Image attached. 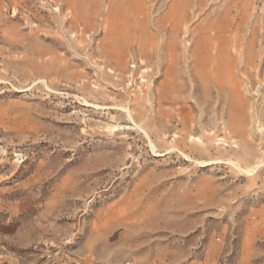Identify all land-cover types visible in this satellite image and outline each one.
I'll return each instance as SVG.
<instances>
[{"label":"rangeland","instance_id":"rangeland-1","mask_svg":"<svg viewBox=\"0 0 264 264\" xmlns=\"http://www.w3.org/2000/svg\"><path fill=\"white\" fill-rule=\"evenodd\" d=\"M0 264H264V0H0Z\"/></svg>","mask_w":264,"mask_h":264},{"label":"bare ground","instance_id":"bare-ground-1","mask_svg":"<svg viewBox=\"0 0 264 264\" xmlns=\"http://www.w3.org/2000/svg\"><path fill=\"white\" fill-rule=\"evenodd\" d=\"M126 109V108H125ZM127 110V112L129 113V110L128 109H126ZM130 114V113H129ZM251 169V168H250ZM251 171H252V169H251ZM249 172V171H248Z\"/></svg>","mask_w":264,"mask_h":264}]
</instances>
